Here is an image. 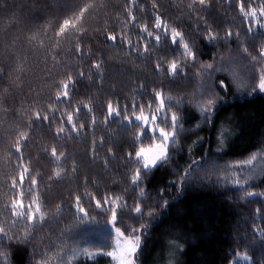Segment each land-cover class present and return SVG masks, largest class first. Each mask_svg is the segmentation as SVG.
I'll return each instance as SVG.
<instances>
[{
    "label": "trees",
    "instance_id": "trees-1",
    "mask_svg": "<svg viewBox=\"0 0 264 264\" xmlns=\"http://www.w3.org/2000/svg\"><path fill=\"white\" fill-rule=\"evenodd\" d=\"M241 4L258 17L264 9V0H0V264H111L112 210L124 237L140 238L135 264H264V27ZM141 111L175 132L167 160L147 173L135 154L159 137L135 120ZM33 198L36 221L14 214V202L27 213ZM87 250L103 255L77 258Z\"/></svg>",
    "mask_w": 264,
    "mask_h": 264
},
{
    "label": "snow or ice",
    "instance_id": "snow-or-ice-1",
    "mask_svg": "<svg viewBox=\"0 0 264 264\" xmlns=\"http://www.w3.org/2000/svg\"><path fill=\"white\" fill-rule=\"evenodd\" d=\"M200 5H205L206 4V0H198ZM240 11L241 13L247 18V17H252V21L251 23L253 25H258L259 27H264V24L260 23L256 17H257V11L256 9H252L251 12H245L243 5L241 4L240 6ZM260 16L264 17V9H261L260 11ZM155 27L157 29L161 28V23H160V18L157 17L156 18V23H155ZM251 30V28H250ZM144 32L146 33L147 36H152V33L148 32L147 29H144ZM165 35H167V32H165ZM228 37L232 36V32L231 30L228 31L227 33ZM177 37H181V33L179 31L173 30L171 33V42L173 43V45H177ZM108 39L112 42H115L117 37L114 35H109ZM206 39L209 40H214L215 39V35L213 33H209L208 37H206ZM155 40L159 41L160 40V34L158 33L155 36ZM121 42L123 43L124 41L121 40ZM245 51H247V49H245ZM183 52L184 54H186L187 56L191 57L193 60L196 59V53L192 52L189 49V46L187 44H183ZM261 56L264 57V51H261ZM177 70V64L174 62L171 65L170 71L171 73L175 74ZM221 86L222 87H226V85L223 84V81H221ZM259 90L264 93V78L261 79L260 83H259ZM69 99L68 93H67V86H66V90H65V99L61 100L60 102L63 103L65 100ZM157 99L160 105L159 108V112H160V118H161V122H163L165 119H167V117L164 114V99L162 97V95L160 93H157ZM211 101H209L210 103ZM77 112H79V109L76 110ZM90 111V109H89ZM107 111L109 116L112 115H116L119 116V109L113 108V105L111 103L108 104L107 107ZM66 117V121L68 122L69 126L75 130V123H74V117L71 113H65L63 114ZM135 120L137 122L140 123L141 127H147L149 132L152 134L153 139H155L158 135L159 137V141L156 142L154 144L153 147L148 148L147 150L143 147L140 148V150L138 152H136L135 154V159L137 161L138 164L142 163V167L145 170V172L147 173L148 170L151 169H155L159 164L165 162L168 158V144L170 142V140H172V137L175 135V132L172 131H167L165 129V127H159V126H151L155 124V121L157 119L156 115H153L151 118V124L149 122V117L147 115H145L142 111L140 115H136ZM37 119L39 120V116L37 117ZM53 119H57L56 116H53ZM47 119H45L46 121ZM129 123H132L131 120L128 121ZM177 123H178V117L175 113L171 114V128L175 129L177 127ZM63 126H61L60 130L61 132H63ZM174 142V141H172ZM51 155L57 159H59V157L57 156V152L55 149L52 150ZM248 163H251V161H248ZM25 171H27V169H25ZM140 177V171L139 169L136 172V176L133 178V184H136L137 181L139 180ZM20 181L21 184H23L24 182V175L23 173H21L20 176ZM15 183V182H14ZM33 185L36 183L35 180L32 181ZM140 183H143V181H140ZM251 195V193H250ZM108 201L106 200V203ZM33 205H35V209L33 211ZM100 202L96 201V207H100ZM17 209H19V211H17ZM75 209L78 213H82L83 217L87 216L86 211L84 210V208L80 205V198L76 197V205H75ZM13 211L14 214L19 215V216H27V219L31 222V221H36L37 220V214L40 213V206L39 204L36 203L35 199L33 198V203L28 205V212L25 213L24 212V202L21 199L18 202H14L13 203ZM135 212L136 213H140L141 212V208L140 207H136L135 208ZM115 221H116V213L114 210H112V226L114 228V232L116 237L118 238V248H119V264H135V260H136V253L138 251L139 248V244H140V238L139 236H135V237H129V238H124V234L121 232L119 227L115 226ZM2 231V230H0ZM123 241L122 243L120 241ZM109 256H113L115 255L114 252H109L108 253Z\"/></svg>",
    "mask_w": 264,
    "mask_h": 264
},
{
    "label": "rangeland",
    "instance_id": "rangeland-1",
    "mask_svg": "<svg viewBox=\"0 0 264 264\" xmlns=\"http://www.w3.org/2000/svg\"><path fill=\"white\" fill-rule=\"evenodd\" d=\"M259 17L257 16L256 18L258 19ZM260 21H261L262 24H264V20H260ZM149 122L151 124V118L150 117H149ZM151 126H154V125H151ZM153 146H151V147H153ZM143 148H145L147 150L150 147H143ZM169 148H170V142L168 144V153H169ZM124 238H126V237H124ZM120 242L122 243L123 241L121 240ZM110 252H114L115 253V255L110 256L111 259H112L111 264H119V259H118L119 248H118V238L117 237H115V244H114L113 249ZM101 255H103V253L101 251L87 250V251H83V252L78 253L77 258H81V259H84V260H90L91 261V260H93V259H95V258H97V257H99ZM238 261L239 262L244 261L246 264L250 263V260L248 258H246V256H240L238 258Z\"/></svg>",
    "mask_w": 264,
    "mask_h": 264
}]
</instances>
